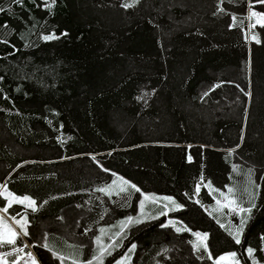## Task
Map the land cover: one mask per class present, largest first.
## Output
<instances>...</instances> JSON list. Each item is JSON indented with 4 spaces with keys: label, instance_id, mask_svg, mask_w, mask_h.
Here are the masks:
<instances>
[{
    "label": "trees",
    "instance_id": "1",
    "mask_svg": "<svg viewBox=\"0 0 264 264\" xmlns=\"http://www.w3.org/2000/svg\"><path fill=\"white\" fill-rule=\"evenodd\" d=\"M251 11L264 4L0 0V186L36 201L9 207L0 191V210L36 223L84 208L77 232L120 233L106 264L132 245L131 264H264V20ZM129 217L142 222L122 229Z\"/></svg>",
    "mask_w": 264,
    "mask_h": 264
},
{
    "label": "crops",
    "instance_id": "2",
    "mask_svg": "<svg viewBox=\"0 0 264 264\" xmlns=\"http://www.w3.org/2000/svg\"><path fill=\"white\" fill-rule=\"evenodd\" d=\"M35 214L37 222L30 223L27 215L23 214L13 219L0 210V217H3L7 225L22 237L24 243L23 246L16 248L20 251L15 249L0 253V264H8L9 256L12 254L16 255L12 264H88L89 261L92 264H106L105 258L114 251L113 241L117 232L110 228L111 225H100L97 232L93 233L92 228L95 224H91L83 227L81 233L77 232L81 226V219L88 215L87 210L78 205L65 206L61 212V220L42 215L41 211ZM25 216L28 232L26 236L22 234L20 225L16 223L17 220H22ZM0 231H4V229L0 227ZM50 233L59 236L60 239L52 235L49 236ZM97 238H99V243ZM109 245L111 247H108ZM102 247L107 248L102 260L94 259L99 256ZM132 248L134 245L109 264H131L128 258L131 257Z\"/></svg>",
    "mask_w": 264,
    "mask_h": 264
},
{
    "label": "snow or ice",
    "instance_id": "3",
    "mask_svg": "<svg viewBox=\"0 0 264 264\" xmlns=\"http://www.w3.org/2000/svg\"><path fill=\"white\" fill-rule=\"evenodd\" d=\"M43 2H44V0H42V3ZM256 2L260 3V4H264V0H256ZM122 6L125 7V8L132 7L131 4H124ZM49 7H50V5H49ZM251 17H257L258 18L257 19L258 23L261 22L262 20H264V16H262L261 14L255 12V11H251ZM253 27H255V25H253ZM43 38L45 40L57 39V37L54 36V35H47V36H44ZM253 39H255V37H253ZM205 95H207V93ZM190 159H191V157H189V160ZM124 185H127L128 187H131L132 189H134L137 192L140 191V189L137 188L136 185L129 184V182H127V181L123 182V185L119 188V191L126 192L128 190V188L125 187ZM199 190H200L199 187H197L196 188V192L198 193ZM5 191H6V188H5ZM101 191H107V190L101 189ZM8 196H9V202H8V206L9 207L11 206V204L13 202L21 203V204H24L25 202H27V207H30L33 210H35L36 201L32 200L30 197L25 196L23 198H20V197L13 196L11 193H9ZM145 199H148V197H145ZM154 199H156V198H154ZM163 199L167 200L169 203H171L173 205V210L179 209L180 207H182L181 205L177 204L171 197H164ZM230 203H234V202L230 201ZM254 206L255 205L253 204V207ZM141 207H143V202H141ZM165 207H167V205H165ZM239 210L242 211V212L243 211L250 212L251 208H249V209H239ZM2 211L6 213L8 211V207H4L2 209ZM164 214L166 215V213H164ZM13 219H15V218L13 217ZM132 222L140 223L142 221L140 219H136L135 221H133V219L131 217H129L127 221H122L121 222L122 229H123V226H126V224L132 223ZM16 223L20 225V228L22 229V234L25 235V236L28 235L27 227H26L27 226V218H26V216L22 220H17ZM244 223H245V220L242 218L241 221H240V227L237 228L235 233H234V239H235V242L237 244L240 243V236H241V233L243 231ZM0 227H2L4 229V231H0V246H3L4 243H7L9 245H14L16 243V238H17V236L19 234L17 232H15L11 228V226L7 225V223L3 219V217H0ZM180 230H182V229H177V231H180ZM184 230H186V229H184ZM101 231L103 232L104 230L102 229ZM116 235L119 236L120 233H117ZM195 235L198 237V239L201 242L206 241V239H207L206 235H202L200 233H196ZM97 242L99 243V238H97ZM108 247H111V245H109ZM200 247H204L206 249L207 245L205 243L198 244L197 245V250H199ZM16 250L20 251V249H16ZM106 251H107V248L102 247L101 250H100L99 256L94 257V259H101L102 260V257H103V255H104V253ZM247 251H248L249 254L252 253V249H248ZM232 256L234 257L235 253H233ZM220 259H224V257H221ZM88 264H92V262L89 261Z\"/></svg>",
    "mask_w": 264,
    "mask_h": 264
},
{
    "label": "rangeland",
    "instance_id": "4",
    "mask_svg": "<svg viewBox=\"0 0 264 264\" xmlns=\"http://www.w3.org/2000/svg\"><path fill=\"white\" fill-rule=\"evenodd\" d=\"M0 191H2V193H4V194L8 195V192L5 191V189H3L2 186H0ZM143 201H145V200H143ZM230 201L231 202H234L232 200V198L224 197L222 199L221 203L222 204H226V205H228L229 207H231L233 209L239 210V207H237L235 205V203H230ZM146 211H147V209L143 206L142 211H141V214H144ZM162 212H163V210H162ZM159 214H160L159 211H154L153 216L159 215ZM148 215L150 216V214H148ZM233 253L234 252H227V253H224V254H221V255L217 256L215 263L216 264H240V262L235 258V256L234 257L232 256ZM221 257H224V259H220Z\"/></svg>",
    "mask_w": 264,
    "mask_h": 264
}]
</instances>
